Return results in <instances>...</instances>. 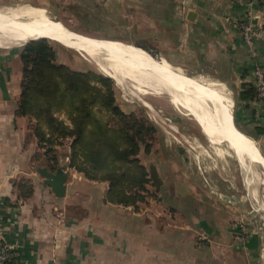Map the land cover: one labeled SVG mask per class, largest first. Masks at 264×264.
Here are the masks:
<instances>
[{
	"label": "crops",
	"instance_id": "crops-1",
	"mask_svg": "<svg viewBox=\"0 0 264 264\" xmlns=\"http://www.w3.org/2000/svg\"><path fill=\"white\" fill-rule=\"evenodd\" d=\"M246 1L252 7L236 0H74L78 11L91 13L94 26L118 29L115 38L78 35L152 51L177 72L219 85L235 100L234 128L264 146L261 103L256 96L241 98L245 88L253 87L254 62L264 68V39L256 41L253 59L239 29L246 20L264 28V4ZM125 30L131 39L119 38ZM132 39L142 46L131 45ZM20 50L0 48V235L15 249L10 264H264V233L252 234L245 248L235 244L236 227L220 224V200L212 197L210 205L205 202L209 196L192 186L185 191L192 180L180 178L175 166L167 188L157 161L151 168L160 181L158 188L153 186L163 192L155 207L149 205L154 199L138 211L104 203L107 184L89 181L71 168L63 170L65 194L55 196L36 175L38 168H32L37 142L30 121L15 115ZM22 177L33 185L25 200L13 186Z\"/></svg>",
	"mask_w": 264,
	"mask_h": 264
},
{
	"label": "trees",
	"instance_id": "trees-1",
	"mask_svg": "<svg viewBox=\"0 0 264 264\" xmlns=\"http://www.w3.org/2000/svg\"><path fill=\"white\" fill-rule=\"evenodd\" d=\"M19 59L22 79L15 115L29 119L37 142L32 168L60 171L58 150L69 141V168L89 181L106 183L104 203L138 211L154 199L143 159L151 154L156 129L147 119L119 107L112 80L57 62L45 38L25 43ZM255 96L254 87L241 93L245 100ZM13 186L21 199L33 194L29 178H19Z\"/></svg>",
	"mask_w": 264,
	"mask_h": 264
},
{
	"label": "rangeland",
	"instance_id": "rangeland-1",
	"mask_svg": "<svg viewBox=\"0 0 264 264\" xmlns=\"http://www.w3.org/2000/svg\"><path fill=\"white\" fill-rule=\"evenodd\" d=\"M77 5L74 0H0V9L4 10L14 8L44 9L50 18L55 22L59 20L68 31L75 35L98 38L116 37L115 31L118 32V29H113L105 24L94 26L93 19L90 20L91 13L81 8V11H78ZM33 23L37 24L36 22H28L27 24L31 26ZM121 34L122 37L119 38L131 39L129 36L132 35L128 30ZM46 40L55 50L57 62L74 71L93 72L107 76L100 71L101 65L84 56L76 45L64 41L62 43L58 40ZM129 42L131 45L142 46L140 43H135L134 39ZM24 44L19 43L14 48L21 49ZM139 49L145 51L152 59H159L152 51ZM15 64L20 67V60H16ZM110 79L112 82L114 81V94L119 107L125 113H133L138 117H143L154 125L156 133L152 142V155L145 158V164L148 169H151L154 168L157 161V166L161 170V178L165 181V188L170 185L169 171L172 170V166H175L179 169L180 178L186 175L185 178L188 180L189 175L192 180L186 182L188 184L184 188L185 191L191 189L192 186L193 190H197L198 194L200 193L203 197L204 195L209 196H205V200H207L205 202L210 205H213L212 197L220 200L218 210L221 214L220 217L224 218V220H220L222 227L229 229L236 227V232L241 233L247 240L251 238L252 234L264 233V173L261 167L254 165L247 168L246 166L243 170L230 148L225 143L219 145L209 143L194 118L187 114L184 109L175 107L167 94L157 95L150 90L140 91V88L127 80L120 86L115 80ZM202 83L211 85L205 81ZM213 87L233 102L231 111L234 117L235 100L219 85ZM60 118L64 119L62 116ZM255 144L264 156L262 142L255 141ZM69 147L70 142L65 141L58 150L60 171L64 170L62 166L66 156V161H68L66 169L69 168ZM215 151L219 153L218 157L213 154ZM207 153L210 154V157L206 156ZM38 168H42V166ZM197 183L199 184L197 185ZM149 191L155 196V202L152 200L149 205L152 204L155 207L158 205L159 195L163 196V192H158L153 186H150ZM194 211L196 212V210ZM205 212L208 215L210 208L207 211L205 209ZM240 226L244 228V231L240 229Z\"/></svg>",
	"mask_w": 264,
	"mask_h": 264
},
{
	"label": "bare ground",
	"instance_id": "bare-ground-1",
	"mask_svg": "<svg viewBox=\"0 0 264 264\" xmlns=\"http://www.w3.org/2000/svg\"><path fill=\"white\" fill-rule=\"evenodd\" d=\"M28 22L37 24L28 26ZM42 38L76 45L84 56L101 65L100 71L120 86L127 80L140 91L167 94L175 107L184 109L194 118L209 143L219 145L224 141L243 170L246 166L259 165L264 173V156L253 139L234 128L231 111L233 102L214 89L216 84L206 85L185 76L164 60L156 58L151 61L146 54L130 45L95 42L75 35L50 18L44 9H0V48H11Z\"/></svg>",
	"mask_w": 264,
	"mask_h": 264
},
{
	"label": "built area",
	"instance_id": "built-area-1",
	"mask_svg": "<svg viewBox=\"0 0 264 264\" xmlns=\"http://www.w3.org/2000/svg\"><path fill=\"white\" fill-rule=\"evenodd\" d=\"M236 3L247 7V9L252 7V3L246 0H236ZM262 4H264V0H262ZM239 29L243 42L247 46L251 57L256 59L255 43L257 40L264 39V28H257L249 20H246L239 24ZM252 77L256 97L261 103V122L264 127V68L256 61L253 64ZM240 229L244 231L242 226H240ZM246 240L247 238L243 237L241 233L237 234L234 238L235 244L240 245L242 248H245ZM14 255L15 249L3 241V237L0 235V264H10Z\"/></svg>",
	"mask_w": 264,
	"mask_h": 264
},
{
	"label": "water",
	"instance_id": "water-1",
	"mask_svg": "<svg viewBox=\"0 0 264 264\" xmlns=\"http://www.w3.org/2000/svg\"><path fill=\"white\" fill-rule=\"evenodd\" d=\"M65 168L66 167H64V169ZM37 173L40 177H42L43 183L51 189L55 196L62 197L65 194V181L67 177L66 174L63 173V171L51 173L47 170L46 167H42L37 169ZM149 173L152 183L156 188H158L160 181L157 177L156 172L153 169H150Z\"/></svg>",
	"mask_w": 264,
	"mask_h": 264
}]
</instances>
